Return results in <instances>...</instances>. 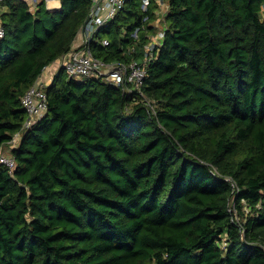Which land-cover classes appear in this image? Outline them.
I'll list each match as a JSON object with an SVG mask.
<instances>
[{
    "label": "trees",
    "instance_id": "obj_1",
    "mask_svg": "<svg viewBox=\"0 0 264 264\" xmlns=\"http://www.w3.org/2000/svg\"><path fill=\"white\" fill-rule=\"evenodd\" d=\"M169 3L143 87L154 109L60 70L27 129L22 97L71 48L91 0L2 3L0 146L22 135L16 168L0 164V264H264V0ZM155 7L127 0L94 54L142 55Z\"/></svg>",
    "mask_w": 264,
    "mask_h": 264
},
{
    "label": "built area",
    "instance_id": "obj_2",
    "mask_svg": "<svg viewBox=\"0 0 264 264\" xmlns=\"http://www.w3.org/2000/svg\"><path fill=\"white\" fill-rule=\"evenodd\" d=\"M26 1L30 9L35 11L42 0ZM46 1L51 8L49 0ZM3 2L4 0H0V38L4 37L6 33L2 17L4 11ZM126 3L127 0H91L90 17L87 24L82 26L71 48L52 63L55 71L54 73L52 72L50 80H43L41 75L23 95L22 104L28 115L23 128L31 127L46 114L48 110L46 88L52 83L55 75L60 70L68 78H76L78 80L97 78L122 86L125 90L136 92L144 97L146 104L154 109V105L148 99L143 87L148 75V66L157 57L166 34L167 23L165 19L169 11V0H142L144 12H147L152 4L156 5L153 10L155 19L148 23L155 28V31L151 33L150 40L142 47V55H139V50H137L135 45H132L126 52L137 53V56H134L131 60L105 61L94 54L90 45L92 42H96L103 46H109V38L106 36L99 37V34L102 29L108 27L111 21L120 14ZM262 13L264 16V4L262 5ZM149 20V16L144 17V22ZM139 32L140 30L137 29L130 35L135 43L140 40ZM48 67L49 65L44 69L43 73L49 71ZM21 135V131L17 132L8 144L0 146V164L7 166L11 171L17 165L12 149L19 144Z\"/></svg>",
    "mask_w": 264,
    "mask_h": 264
},
{
    "label": "crops",
    "instance_id": "obj_3",
    "mask_svg": "<svg viewBox=\"0 0 264 264\" xmlns=\"http://www.w3.org/2000/svg\"><path fill=\"white\" fill-rule=\"evenodd\" d=\"M51 6V8L53 7H60L61 6V0H59V2L57 1H54V3L52 4V5H50ZM48 70H49V67H48ZM54 71H55V67H53V68H51L47 73H43L42 74V79L43 80H47L48 79V81L50 80V76H51V74H52V72L54 73Z\"/></svg>",
    "mask_w": 264,
    "mask_h": 264
},
{
    "label": "rangeland",
    "instance_id": "obj_4",
    "mask_svg": "<svg viewBox=\"0 0 264 264\" xmlns=\"http://www.w3.org/2000/svg\"><path fill=\"white\" fill-rule=\"evenodd\" d=\"M54 1H58L59 2V0H49V5H52L53 3H54ZM54 67V64H50L49 65V70L51 69V68H53ZM64 77H66V74L64 73Z\"/></svg>",
    "mask_w": 264,
    "mask_h": 264
},
{
    "label": "water",
    "instance_id": "obj_5",
    "mask_svg": "<svg viewBox=\"0 0 264 264\" xmlns=\"http://www.w3.org/2000/svg\"><path fill=\"white\" fill-rule=\"evenodd\" d=\"M54 8H57V7H54ZM87 22H88V20L86 21V23H85V24H87Z\"/></svg>",
    "mask_w": 264,
    "mask_h": 264
}]
</instances>
